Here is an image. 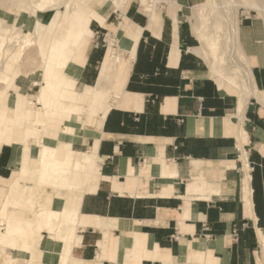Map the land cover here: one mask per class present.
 Segmentation results:
<instances>
[{
	"label": "crops",
	"instance_id": "0c3cea01",
	"mask_svg": "<svg viewBox=\"0 0 264 264\" xmlns=\"http://www.w3.org/2000/svg\"><path fill=\"white\" fill-rule=\"evenodd\" d=\"M87 1L88 27L66 48L75 77L43 97L45 43L40 78L5 74L0 190L17 197L23 185L22 203L32 195L76 213L58 242L70 244L68 264H264V0H238L248 7L240 19L234 11L251 91L223 82L229 34L201 20L227 22L226 0H104L97 10L101 0ZM55 10L43 16L49 44ZM105 33L107 48L94 46ZM209 46L223 48L216 63ZM71 106L78 113L54 116ZM6 218L35 215L9 205ZM3 247L0 261L4 251L12 259L16 249Z\"/></svg>",
	"mask_w": 264,
	"mask_h": 264
},
{
	"label": "bare ground",
	"instance_id": "6f19581e",
	"mask_svg": "<svg viewBox=\"0 0 264 264\" xmlns=\"http://www.w3.org/2000/svg\"><path fill=\"white\" fill-rule=\"evenodd\" d=\"M23 1L11 0L12 4H24ZM103 1L101 0L95 3L92 8L97 10ZM226 1L228 2V0ZM28 2L30 3L28 7L30 13L35 12L36 14L32 15L42 22H44L43 16L47 10L62 9L61 19L57 27L54 28L48 50L45 51L44 77L47 85L42 88L41 94L43 97L50 98L54 95V87L55 90L59 89L61 78L69 79L72 76L75 77L77 74V70L74 67L68 68L66 54L70 50L68 49L66 52V48L68 46L74 48L78 39L85 33L88 27L89 11L91 9L87 0H29ZM230 5L226 4V7ZM64 7L65 9H63ZM227 12L225 9V14L229 21V45L226 59L228 63L225 66V73L221 77L223 82H232L235 86L241 84L244 86V89L251 91L253 90L254 84L245 56L239 45L237 21L234 15L230 12L228 15ZM19 25L21 24L4 22L1 27L0 74L5 75L13 69L15 67L14 65L19 63L25 51L32 44L41 43L45 36L42 37L44 29L37 25H34L33 32L30 35L29 32H25L22 28H19ZM31 35L34 37H31ZM3 44L10 47L8 53L7 49H5L6 47L2 48ZM18 71L17 68L15 73H18ZM31 102L33 103V101ZM61 111L74 115L78 113L75 112L74 106L68 107L65 110L55 108L53 109L54 116L58 118ZM43 114L39 113V116H43ZM22 192L23 185L20 186L17 197L5 195V190H0V200H4L0 204V212L3 214V217H0V245H8L16 249L15 263H11L12 261L8 262L9 260L5 259L4 261L1 260L2 262L0 261V264H6V262L7 264H68L70 259V244L66 242L65 246H58V242L63 241L64 233H67L66 238L71 237L73 225L77 220L76 213L72 210L58 213L55 209L61 205V201L59 200H48L45 202V199H42V197L38 200L36 198L34 199L31 195V200L28 204L22 203L19 200ZM45 203H48V205H44ZM72 203L75 204V201H72ZM9 205H14L32 212L35 215L34 221L32 223L29 222V224L20 221L15 226L10 225L6 218V209ZM30 228L31 234L28 232ZM2 229H5V231H1ZM41 237H44L50 243L47 246L46 253L48 255H57V262L43 258V250H41L42 244L40 242Z\"/></svg>",
	"mask_w": 264,
	"mask_h": 264
},
{
	"label": "rangeland",
	"instance_id": "374dc122",
	"mask_svg": "<svg viewBox=\"0 0 264 264\" xmlns=\"http://www.w3.org/2000/svg\"><path fill=\"white\" fill-rule=\"evenodd\" d=\"M26 1V2H25ZM29 0H24V4L21 3H14L12 4L11 0H0V32H1V27L3 25V23H17V24H21L19 25V28L22 27V25L24 26V29L28 30V29H32L34 25H37L38 27L42 28V29H46L47 25H45L44 23H42V21L38 18H35L34 15L31 16V14H36L35 12H32L30 15L28 13H30V9L29 7ZM26 3V4H25ZM211 3L210 0H207V7L208 5ZM213 4H215V6H217V1L214 0ZM226 4H231L230 6L232 7H226ZM206 7V10H207ZM27 8V9H26ZM103 8V7H102ZM224 8L228 11L227 14L229 15V12L234 15V9L237 10V19H240V15H241V11L243 9H248L247 6H238V0H228L224 2ZM65 9V7L63 8ZM233 9V10H232ZM25 10V11H23ZM37 11V9H36ZM103 11H107L105 4H104V8ZM54 12H56V19L54 20V24H52L53 26H56L61 14H62V9H56ZM52 14V12L50 13ZM191 20V19H190ZM202 21H204V23H207V25H209V28L215 32H224V38L226 40L227 38V29H228V21L225 22L224 20H222L221 25L217 26V24L214 21V18L209 15L207 17H203L201 18ZM226 20H228V18H226ZM192 21V20H191ZM48 29V30H47ZM46 30H44V41L42 39L43 42L41 43H45V50H47L48 45H49V41L50 37L49 36V32L52 30H50L49 28H47ZM47 33V34H46ZM110 34H104V35H99L98 37H92L94 38V46H101V44H104V48L106 49L108 46V37ZM31 37H34L33 35H31ZM91 38V39H92ZM100 41V42H99ZM40 43L38 42L37 45H39ZM224 44L221 42H218V46ZM36 44H32V46H30L28 49V51L22 56L21 60L19 61V63H16L14 66L16 68H18L20 70V72H31L34 71L33 73L36 74L38 77L40 76V73H42V69H41V54L39 53V48ZM5 49H7V53L10 51V47L5 46V44H3V47ZM223 48H212V46H209V54L211 55L213 61L216 63L217 61V56L219 55V53L221 52ZM1 73V72H0ZM4 76V79L0 81V91L2 93H5V91L10 89V82L12 80V74L8 75V76ZM29 76V74L27 75ZM40 78V77H39ZM18 89V88H17ZM38 91V87H35V89L32 91L33 93ZM25 94H29V91L26 92ZM1 100V98H0ZM35 109H38L37 107ZM68 187H65L64 190H68ZM3 226V225H2ZM1 231H5V229H2ZM3 246H8V245H0V250L2 249ZM60 246V245H58ZM4 251V250H3ZM4 254L7 255L8 258H6L9 261H12L11 263H15V256L11 257L8 255V253L4 251ZM14 259V262H13ZM7 264V262H6Z\"/></svg>",
	"mask_w": 264,
	"mask_h": 264
}]
</instances>
